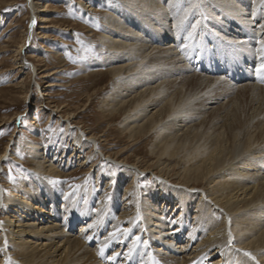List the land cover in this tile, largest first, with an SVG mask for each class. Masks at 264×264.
Wrapping results in <instances>:
<instances>
[{
  "label": "bare ground",
  "instance_id": "1",
  "mask_svg": "<svg viewBox=\"0 0 264 264\" xmlns=\"http://www.w3.org/2000/svg\"><path fill=\"white\" fill-rule=\"evenodd\" d=\"M236 1L195 0L199 7L179 33L177 19L188 0H122L112 6L100 36L111 88L99 108L110 121L120 119L129 146L139 137L154 139L151 162L129 164L121 158L125 148L111 155L80 124L73 126L78 134L69 161L61 148L49 156L51 149L28 142L34 181L13 191L0 180V264L9 258L11 264H264V80L256 73L264 4ZM29 7L20 54L35 23L50 22L45 4L35 9L31 0ZM197 21L194 38L187 40ZM47 110L66 130L77 116L55 106ZM9 143L0 156L1 172ZM97 154L115 162L121 175L103 167L95 185L84 189L80 181L67 191L60 183L68 175L60 172L63 167L76 163L86 170L91 164L95 173ZM145 174L154 181L142 194L139 179ZM103 182L105 193L116 183L109 201L95 198ZM113 232L116 238H110ZM137 236L142 244L127 256Z\"/></svg>",
  "mask_w": 264,
  "mask_h": 264
},
{
  "label": "rangeland",
  "instance_id": "2",
  "mask_svg": "<svg viewBox=\"0 0 264 264\" xmlns=\"http://www.w3.org/2000/svg\"><path fill=\"white\" fill-rule=\"evenodd\" d=\"M30 2L31 0H0V156L9 140H13L9 143L12 148L9 150L10 155L7 154L3 160L4 170L0 171L3 189L16 191L22 187L21 183L30 186L34 181L35 161L28 153V142L37 144L43 150L51 149L49 156L61 148L64 150V158L71 160L70 142L78 134L73 126L79 124L89 135L94 134L103 140L101 144L105 149L108 148L111 155L125 148L126 152L121 158L126 159L129 164L141 162L144 167L148 166L151 162L149 149L154 139L139 137L136 144L129 146L119 132L120 119L110 121L99 108L103 97L111 88L106 68L108 65L101 64L105 46L100 43V36L103 35L105 18L112 12V6H120L122 0H32L35 9L41 8L43 4L47 6L42 9L48 10L46 15L50 22L35 23V32L20 54L19 48L29 31L32 14ZM23 57L27 61L20 68ZM32 65L36 70L34 73ZM51 73L54 74L45 78L46 74ZM51 83L59 86L47 87ZM49 106L63 109L64 113L77 114L72 127L69 126L66 130L58 116L47 110ZM19 114L23 116L17 119ZM86 152L87 149L84 153H79V161L84 159ZM173 162L171 163L174 164ZM93 163L97 167L95 173L88 169L91 164L86 170L77 168L76 163L61 168L60 172L68 175L67 179L60 177L63 179L59 180L60 183L66 185L69 191L77 189L81 181L84 189H87L88 185H95L101 177L103 167L116 177L122 173L115 162L105 161L99 154ZM56 164H59L58 161H55ZM9 174L14 177V181L8 179ZM145 176L139 179L142 194L150 192L149 187L154 181L151 175ZM129 181L130 177H126L120 183L119 196L123 195L122 190ZM104 182L99 185L101 190H97L95 198L102 196L109 201L111 197L108 196L113 194L116 183L105 193ZM80 203L82 204V200ZM93 208L94 204L90 205V211ZM106 229L103 234L99 233L97 241L105 234ZM132 237L130 235L126 243ZM141 244L142 241L137 245ZM1 259L0 256V262ZM159 261L164 264L162 259Z\"/></svg>",
  "mask_w": 264,
  "mask_h": 264
},
{
  "label": "snow or ice",
  "instance_id": "3",
  "mask_svg": "<svg viewBox=\"0 0 264 264\" xmlns=\"http://www.w3.org/2000/svg\"><path fill=\"white\" fill-rule=\"evenodd\" d=\"M261 3L264 4V0H261ZM173 6L174 5L172 4L169 5L170 8ZM175 7H180V5H175ZM198 7H199V4L195 2V0H188L187 7H184L182 9V13L179 15L177 19L176 29L178 33L184 28L185 22L188 20L190 15L194 14V12L198 9ZM252 15L255 16V12H253ZM34 23L35 21H33V24ZM198 24H199V21L191 25V31L188 32L187 37H186L187 40H192L194 38ZM259 27L261 31H264V24H260ZM258 43H259V48L256 51L259 53L261 63L256 68V73H257L258 78H261L262 80H264V39H260ZM188 47H189L188 44L184 45V49H187ZM8 179L10 181H14V177L11 174H9ZM123 231L126 235L128 230L125 229ZM109 236L110 238H116L117 232L110 233ZM229 236L231 237V233H229ZM140 240L141 238L139 236L135 237V239L133 240L132 247L129 248L128 252L126 253L127 256H131L132 251L134 250L136 245L140 242ZM229 243H231V239L229 240ZM144 244L147 245V241H144ZM240 251H243V250H240ZM98 255L100 256L104 255L103 249L100 250ZM116 255H119V253H117ZM244 255L250 257L253 260L255 259V257L252 256L250 252H244ZM115 258H116L115 256L111 257V259H115ZM8 264H11V258H9Z\"/></svg>",
  "mask_w": 264,
  "mask_h": 264
}]
</instances>
